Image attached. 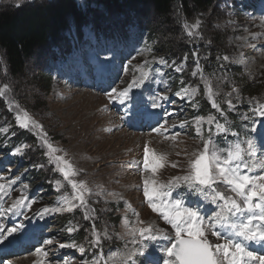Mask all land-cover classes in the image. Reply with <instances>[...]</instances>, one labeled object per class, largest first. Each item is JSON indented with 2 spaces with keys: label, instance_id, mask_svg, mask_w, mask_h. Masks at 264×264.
Here are the masks:
<instances>
[{
  "label": "rangeland",
  "instance_id": "rangeland-1",
  "mask_svg": "<svg viewBox=\"0 0 264 264\" xmlns=\"http://www.w3.org/2000/svg\"><path fill=\"white\" fill-rule=\"evenodd\" d=\"M34 1L38 0H12L17 6ZM231 1L218 0L209 13L195 14L179 29L184 39L197 44L196 50H200L197 57L193 56L194 61L186 52L180 61L159 55L154 47L161 39L146 43L143 49L129 42L125 58L117 59L108 48L110 41L94 47L92 31L112 23L123 28L126 19L137 20L138 16L146 25L157 23L165 30L171 28L153 16L149 7H131L121 15L111 10L105 19L94 18L90 23L98 26L96 30L92 25L81 30L89 42L77 44L66 63H51L52 82L44 83L43 76L38 78L39 60L28 61L27 71L20 78L26 99H5L8 87L0 86V99L14 120L13 132L24 130L39 139L49 159L45 167L52 170V179L47 182L51 192L39 195V187L35 196H28L29 186L26 190L19 188L23 164L11 162L28 151L26 144L7 154L0 151V157H8L6 166L3 159L0 162V229L16 237L28 236L33 225H38L39 216L47 219L42 235L35 241L37 246L24 256L9 258L5 264H178L171 249L181 238L208 247L213 264L252 262L254 256H248L245 250L257 253L251 238L263 237L258 232L264 228V157L260 152L257 158L254 154L252 157L255 148L246 149L243 141L253 137L257 141L259 134L264 136V130L260 131L264 128V84L258 82L262 85L259 93L243 95L237 78L249 85L264 79V0ZM77 3L82 5L83 0ZM203 23L223 40L226 50L221 57V73L211 72V78L200 67L199 57L206 60L203 51L211 44L209 36H197ZM74 34L76 30L68 36ZM91 60L96 66L104 63V68L113 67L115 79L110 91L101 93L83 85L82 90L72 88L75 81L70 67L76 74L81 71L79 67L82 69V61ZM165 61L175 72L167 85L163 77ZM154 66H163L158 73V87L168 95L178 91L176 101H185L181 109L184 113L175 115L172 123L180 127L178 134L165 138L162 131L148 133L149 137L119 132L117 117L103 113L101 108L119 104L134 89H138L137 96L139 86L157 76ZM7 79L10 84L17 81L9 76ZM80 94L86 97L80 98ZM222 101L227 110L249 108L241 112L237 130L226 123L230 117L223 116ZM204 102L211 105L212 114L210 108L205 116L201 113ZM4 121L0 118V133L9 138L12 125ZM247 129L248 136L244 133ZM217 139H222V147ZM64 193L76 195L77 201L71 203L74 198ZM60 194L65 199L53 210L66 215L69 221L63 225H59L58 215L50 217L51 213L46 212L47 205ZM74 208L76 213H72ZM81 229L87 235L86 241L75 245L71 237ZM258 252L261 256L255 261L262 257L260 249Z\"/></svg>",
  "mask_w": 264,
  "mask_h": 264
},
{
  "label": "trees",
  "instance_id": "trees-1",
  "mask_svg": "<svg viewBox=\"0 0 264 264\" xmlns=\"http://www.w3.org/2000/svg\"><path fill=\"white\" fill-rule=\"evenodd\" d=\"M216 3H218V0H83V4L79 5L77 0H38L17 6L18 4L12 2V0L7 2L2 0L0 2V86L6 85L8 87L3 95H5V99L11 96L10 100L15 102H18L21 98H27L22 95L20 78L25 75L27 62L30 60H39L38 66L39 62L41 64L38 78L43 76L44 83L49 82L42 72V65L51 48L59 46L62 41H66L65 33L69 29V25L80 28L86 23L93 22L94 18L105 19L106 13L111 10L121 15L131 7H149L153 16L171 25L168 30H165L164 25L159 27L157 23L146 25V22L140 21L138 16L140 34L146 33L149 43L155 39H161L160 43L154 47V51L162 56L176 58L177 61H180L182 53L186 52L187 57L194 61V50L198 54H200V50H196L197 44L185 40L179 29H183L184 25L194 19L195 14L209 13L217 5ZM111 25L115 26L116 24L112 23ZM203 30L209 31L206 33ZM210 30L209 25L203 23L197 33V36H203V38L205 35H207V38L209 36L208 39L211 43L209 48L203 51L202 56L206 60L199 57L200 67L207 78H211V72L212 74L221 73V57L226 54L223 40ZM45 50H47L46 53H44ZM40 51H42L41 55ZM8 76L17 81L14 83L13 80V84H10L7 81ZM237 81L241 83L243 95L248 96L261 91L262 88L260 87L262 85H258V82L264 84V79L256 81V85H249L238 78ZM223 102L222 108L225 110V115L236 120V116L226 110ZM1 106H3V103L0 99V118L5 120L4 123L11 124L12 129L9 138L8 135L0 133V151L4 150L6 152L20 144H26L28 151L25 153L24 161L28 165H42L44 167L26 176L28 184L32 188L41 186L46 188V192H51V184H47V181L52 179V170L45 167L48 155L43 147L39 145V139L24 130L13 132L14 120L12 115L4 106L1 113ZM210 106L207 102L202 103V109L200 110L204 116ZM243 109H247V106ZM200 110L197 112L199 113ZM236 111L238 112L239 109ZM234 123L237 125L238 122ZM232 128H235V126H232ZM32 188L31 191H33ZM65 221L69 220H66L65 217L59 218L58 223L63 225ZM80 226L82 229L84 228L82 222ZM82 229L71 237L77 245L83 244L86 241L85 238H87V235L83 232L84 229Z\"/></svg>",
  "mask_w": 264,
  "mask_h": 264
},
{
  "label": "water",
  "instance_id": "water-1",
  "mask_svg": "<svg viewBox=\"0 0 264 264\" xmlns=\"http://www.w3.org/2000/svg\"><path fill=\"white\" fill-rule=\"evenodd\" d=\"M172 253L178 264H212L211 253L197 241L177 240Z\"/></svg>",
  "mask_w": 264,
  "mask_h": 264
},
{
  "label": "bare ground",
  "instance_id": "bare-ground-1",
  "mask_svg": "<svg viewBox=\"0 0 264 264\" xmlns=\"http://www.w3.org/2000/svg\"><path fill=\"white\" fill-rule=\"evenodd\" d=\"M194 26V25H193ZM263 57V56H262ZM172 84V83H171ZM220 86V85H219ZM220 88V87H219ZM83 97H86L85 96V94H80V98H83ZM88 98V97H87ZM81 100V99H80ZM88 100H90L89 98H88ZM91 101V100H90ZM95 103V102H94ZM90 115V114H89ZM144 137H145V135H144ZM149 137V136H148ZM257 139H258V137H257ZM254 142H256V145L255 144H253ZM251 145H248V148L249 149H254L255 148V146H258V144H259V142H258V140L257 141H251ZM251 147V148H250ZM148 179V178H147ZM64 206H66L67 205V203L66 202H61ZM62 207V206H61ZM40 220H39V222L40 223H43L44 221H45V219H43L42 217H40L39 218ZM194 251H196V250H194ZM174 262V261H173Z\"/></svg>",
  "mask_w": 264,
  "mask_h": 264
}]
</instances>
